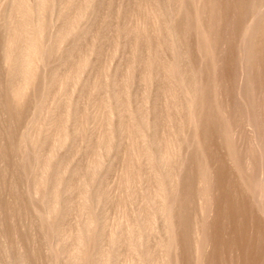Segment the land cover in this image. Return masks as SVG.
Segmentation results:
<instances>
[{
	"label": "rangeland",
	"instance_id": "1",
	"mask_svg": "<svg viewBox=\"0 0 264 264\" xmlns=\"http://www.w3.org/2000/svg\"><path fill=\"white\" fill-rule=\"evenodd\" d=\"M0 264H264V0H0Z\"/></svg>",
	"mask_w": 264,
	"mask_h": 264
}]
</instances>
